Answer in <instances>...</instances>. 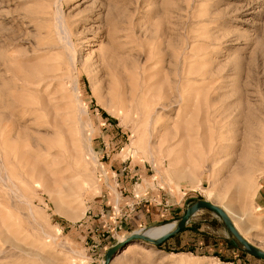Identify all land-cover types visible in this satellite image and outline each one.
Here are the masks:
<instances>
[{
	"label": "rangeland",
	"instance_id": "rangeland-1",
	"mask_svg": "<svg viewBox=\"0 0 264 264\" xmlns=\"http://www.w3.org/2000/svg\"><path fill=\"white\" fill-rule=\"evenodd\" d=\"M121 186L165 208L146 227L204 198L264 251V0H0V264H100L139 227H74ZM185 225L108 264H264L207 208Z\"/></svg>",
	"mask_w": 264,
	"mask_h": 264
},
{
	"label": "crops",
	"instance_id": "crops-1",
	"mask_svg": "<svg viewBox=\"0 0 264 264\" xmlns=\"http://www.w3.org/2000/svg\"><path fill=\"white\" fill-rule=\"evenodd\" d=\"M123 174L124 173L121 172V170L119 169L116 175H119L120 177L119 179L121 180L124 177ZM123 193H124V188L121 186V190L118 191L116 197H113L112 194L109 195V192L106 193L105 195L101 194L100 197L96 200V202L92 203L87 207V211H86L87 215L83 223H79L74 227V229L81 230L80 232H84L86 230H89L90 232L91 231L90 228H92V226L99 225L100 231L102 233H107V232L109 233L110 230H120V231L123 230L129 232L133 230L131 228L136 226L139 227L138 230L146 229L149 220L155 219L158 216H162L164 215V213H166V212L163 213L165 208H161V207L152 208L148 202L147 203L140 202L141 197L143 195L139 197V199L135 202L134 206L129 208L127 212L126 201L128 200L129 196L124 195ZM133 196L137 197L136 194H134ZM155 208L158 210V212L153 211V209ZM121 211H123V213H121ZM185 226L186 225L184 223L182 229L167 236L161 242V246L164 247L173 246L176 244L182 245L183 243H185L183 238L184 235H186L188 232V229ZM106 238L107 235H105L103 238L98 239V242L95 243L96 245L95 252L100 253L101 251V257L104 256V252L108 247V245L106 246L104 244V242H106ZM230 240L232 239L230 238ZM207 243L210 245L209 241H207ZM195 244H197V248H200V247H211V246L214 247L216 243L211 242V246H208V244L205 245V243H195ZM225 245H228V243H225ZM228 247L231 250L230 251L231 253H233V251L236 249L243 256L249 255L245 253L237 243L235 249L232 247V245H229ZM97 253H95L94 256H92L91 260L93 259V261H96V258L94 259L93 257L98 256Z\"/></svg>",
	"mask_w": 264,
	"mask_h": 264
},
{
	"label": "water",
	"instance_id": "water-1",
	"mask_svg": "<svg viewBox=\"0 0 264 264\" xmlns=\"http://www.w3.org/2000/svg\"><path fill=\"white\" fill-rule=\"evenodd\" d=\"M200 208H207L212 212H214L216 215H218L222 224L227 229L229 234L232 236L231 239L236 241V243L245 253L251 256L254 255L258 258L264 259V251L254 243L251 244L248 240L242 237V235L238 232L234 224L231 222L229 216L221 206L215 205L204 198H199L186 205L182 214L172 224L173 226L165 230V232L160 233L159 235L150 236L143 232H130V234L124 237V239L121 242H116L115 244H113L112 246L106 249L101 264H108L115 252L119 251L121 247H125L128 243H130L133 240H140L146 243L149 242L154 245L161 244V242L167 236L182 229L184 223L188 220L189 216L194 214Z\"/></svg>",
	"mask_w": 264,
	"mask_h": 264
},
{
	"label": "bare ground",
	"instance_id": "bare-ground-1",
	"mask_svg": "<svg viewBox=\"0 0 264 264\" xmlns=\"http://www.w3.org/2000/svg\"><path fill=\"white\" fill-rule=\"evenodd\" d=\"M119 87V86H118ZM115 91V90H114ZM118 91V90H117ZM116 91V92H117ZM115 92V93H116ZM123 93V92H122ZM113 96V95H112ZM119 96V95H118ZM125 96V95H124ZM116 98V97H115ZM121 100H124V99H121ZM118 101H119V99H118ZM119 102H121V101H119ZM215 205H217V204H215ZM223 208V207H222ZM224 210H225V212L227 213V215H228V211L225 209V208H223ZM229 216V215H228ZM232 222V221H231ZM174 223V221H170V222H166V223H163V224H161V225H156V226H150V227H146V229H140V230H137V231H134V232H143V233H145V234H148V235H150V236H156V235H159L160 233H163V232H165V230H167V229H169V228H171ZM233 223V222H232ZM234 224V223H233ZM234 226L236 227V225L234 224ZM236 229H237V227H236ZM238 230V229H237ZM238 232H239V230H238ZM240 233V232H239ZM241 234V233H240ZM243 237V236H242ZM123 239H121V240H119L118 242H121ZM131 242H133V241H131ZM251 244H253L252 242H250ZM127 245H129V244H127ZM126 245V246H127Z\"/></svg>",
	"mask_w": 264,
	"mask_h": 264
},
{
	"label": "trees",
	"instance_id": "trees-1",
	"mask_svg": "<svg viewBox=\"0 0 264 264\" xmlns=\"http://www.w3.org/2000/svg\"><path fill=\"white\" fill-rule=\"evenodd\" d=\"M157 246H158V247H161V244H158ZM163 247H164V246H163Z\"/></svg>",
	"mask_w": 264,
	"mask_h": 264
}]
</instances>
